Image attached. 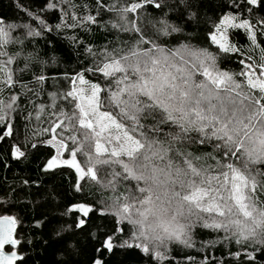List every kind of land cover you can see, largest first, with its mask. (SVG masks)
Here are the masks:
<instances>
[{
  "label": "snow or ice",
  "instance_id": "1",
  "mask_svg": "<svg viewBox=\"0 0 264 264\" xmlns=\"http://www.w3.org/2000/svg\"><path fill=\"white\" fill-rule=\"evenodd\" d=\"M92 4L94 12L92 5L73 0H49L47 8L66 6L60 8L57 29L102 25L130 39L99 50L87 46L91 66L65 74L68 88L49 93L51 103L40 105L35 117L47 118L48 126L36 135L46 134L40 143L54 149L45 172L71 169L76 192L91 182L112 193L99 200L102 207L85 200L65 210L75 214L74 228L81 231L92 228L93 215L113 219L114 230L101 223L89 236L98 245L92 264H107L106 254L130 249L156 264H171L169 245L193 247L199 229L222 234L220 243L238 245L229 253L238 264H258L256 254L264 255V41L258 43L264 37V16L253 21L240 13L264 11V0H233L236 11L223 14L209 32L215 52L191 42L169 46L162 39L183 32L164 9L182 8L183 15L197 7L194 0ZM79 7L89 11L83 16L71 11ZM146 8L163 15H149ZM104 13L118 19L105 23L98 19ZM190 16L198 19L195 11ZM40 24V30H33L0 18V95L27 87L16 79V57L7 46L24 43L13 35L18 28L25 29L26 37L52 30L44 20ZM241 30L250 41L247 52L232 42ZM255 49L257 56L251 54ZM232 54L238 57V71L224 66ZM35 79L44 82L46 77ZM17 100L16 93L10 102L0 99V141L13 135L8 118ZM25 155L13 145L14 158ZM43 223L37 221L36 227ZM21 224L17 216L0 214V264H23L20 248L32 241L20 238Z\"/></svg>",
  "mask_w": 264,
  "mask_h": 264
},
{
  "label": "trees",
  "instance_id": "2",
  "mask_svg": "<svg viewBox=\"0 0 264 264\" xmlns=\"http://www.w3.org/2000/svg\"><path fill=\"white\" fill-rule=\"evenodd\" d=\"M172 2L173 0H169V3ZM232 2L233 0H194L197 7L184 12L183 15H180L182 8L171 11L165 8L164 12L168 13V19L180 26L183 32L162 39L167 41L169 46L191 42L195 46L208 48L209 51H217L208 35L213 30L214 22H218L223 14L236 11L232 7ZM48 3L49 0H0V18L6 24H27L33 30H40L42 27L40 20H44L52 29L44 31L40 36L26 37L25 29L18 28L13 35L22 39L24 43L7 46L9 55L16 57L12 65L16 70V79L27 87L18 85L0 95V99L10 102L11 94H18L17 103L14 105L15 111L10 112L8 118L13 124V135L0 141V214L19 217L22 221L18 229L20 238L32 241L31 244L25 242L20 248L25 256L23 264H92L96 256L94 249L98 245L89 238L91 232H94L96 225L101 223L110 231L114 230V221L111 217L93 215L92 228L81 231L74 228L75 214H65V210L70 204L85 200L102 207L99 200L112 193L99 189L91 182L85 185L83 192H76L74 189L76 176L71 169L45 172L44 165L54 149L40 143L48 138L46 134L36 135L42 128L48 126L43 122L47 118L42 115V119L37 120L35 117L40 105L47 106L51 103L49 93L68 88L69 81L65 79V74L71 76L82 71L84 67L91 66L92 57L85 51L87 46L99 50L106 44L115 46L120 40H128L130 37L116 30L108 31L102 25H91L85 29H57L56 26L62 22L63 13L60 8L66 6L48 9ZM73 3L92 5L91 10L95 11L92 0H73ZM236 3L244 4L245 0H236ZM71 11L83 16L89 9L79 7ZM145 11L156 17L163 15L159 10L152 8H146ZM192 11L197 13L198 19L190 16ZM240 15L242 18L255 21L264 16V11L250 14L244 9ZM98 19L106 23L118 18L104 13ZM67 22L72 23L70 19ZM148 35H152L150 27ZM74 38L82 42L83 46L74 42ZM261 41H264V37H261L258 43ZM232 42L237 43L246 52L251 47L242 30L233 37ZM258 53L259 49L251 52L253 56H257ZM224 66L229 70L238 71L236 54H232L231 59H226ZM41 75L46 77L44 82L35 79ZM29 113L32 114L31 117ZM33 143L37 144L36 148L31 147ZM13 145L20 147L21 151L25 152V157L14 158ZM37 221H43V226L36 227ZM57 232L60 233L59 236ZM219 235L222 234L199 229L193 234V247L170 244L168 255L171 264H238L235 257L229 253L238 251L239 246L234 243L218 242ZM206 241L213 243L204 247ZM256 255L259 257L258 264H264V255L261 253ZM105 258L107 264H156L135 249L117 250L114 255L106 254Z\"/></svg>",
  "mask_w": 264,
  "mask_h": 264
}]
</instances>
